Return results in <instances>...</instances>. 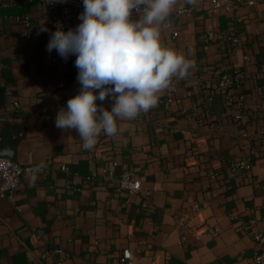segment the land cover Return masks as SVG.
Instances as JSON below:
<instances>
[{
  "label": "crops",
  "instance_id": "0c3cea01",
  "mask_svg": "<svg viewBox=\"0 0 264 264\" xmlns=\"http://www.w3.org/2000/svg\"><path fill=\"white\" fill-rule=\"evenodd\" d=\"M169 18L179 36L162 26L163 45L196 63L173 80L180 104L161 109L165 90L155 107L117 119V134L101 133L86 150L75 129L55 124L80 92L76 56L47 51L50 28L26 37L48 24L41 0H0V153L32 168L14 204L0 198V264H254L264 251L254 238L264 235V144L251 170L232 169L264 124V0L238 14L211 0L177 2ZM230 32L242 46L220 38ZM225 68L247 76L242 121L225 115ZM97 104L110 111L114 101ZM123 171L141 190L118 191ZM194 208L211 218L212 234L184 239L179 218Z\"/></svg>",
  "mask_w": 264,
  "mask_h": 264
},
{
  "label": "clouds",
  "instance_id": "9594fccd",
  "mask_svg": "<svg viewBox=\"0 0 264 264\" xmlns=\"http://www.w3.org/2000/svg\"><path fill=\"white\" fill-rule=\"evenodd\" d=\"M57 2L63 0H49ZM177 2L83 0L82 22L67 32L58 27L51 33L47 51L56 50L65 61L76 56L80 84L79 94L56 115L58 129H75L84 149L90 150L101 133L117 134V119L133 120L147 113L174 79L190 75L195 60L161 41V28L167 27ZM133 11L138 20L131 19ZM41 31L48 29L43 26ZM109 97L114 101L110 111L97 104Z\"/></svg>",
  "mask_w": 264,
  "mask_h": 264
},
{
  "label": "built area",
  "instance_id": "2783aa9c",
  "mask_svg": "<svg viewBox=\"0 0 264 264\" xmlns=\"http://www.w3.org/2000/svg\"><path fill=\"white\" fill-rule=\"evenodd\" d=\"M46 6V16L48 24L45 26L56 31L58 27L65 32L75 29L82 21L79 19L80 14L84 11L83 0H63V2L49 3V0H41ZM199 0H195L197 2ZM215 7L224 6L229 12L238 14L244 7L254 6L258 0H211ZM178 2L187 4L188 0H178ZM192 4V3H189ZM193 7L185 8L180 14L190 15ZM140 18L139 14L133 11L131 19ZM17 22H24L27 27H31L32 21L29 18H17ZM176 23L173 19L168 18L167 27L174 29V37L179 36V32L175 30ZM40 30H34L27 33L28 39H33L34 34ZM42 32V31H41ZM220 38L231 49L242 46V39L236 32L226 33ZM249 58L246 57V60ZM247 76L239 69L225 68L219 78V88L223 92L226 112L225 115L236 121H242L245 116V108L247 96L245 94V83ZM177 83L173 81L169 92L159 101V106L165 112L171 113L175 107L180 104L181 100L174 95ZM260 94L264 95V89L261 88ZM262 144H264V124L261 126L256 137H250L247 145V155L244 159L232 163V169L251 170L257 159L263 155ZM31 167L23 166L13 160L0 156V198L6 199L10 204H14L17 190L20 186L21 179L24 175L30 174ZM92 178H88L90 181ZM141 181L136 179L134 174L129 171H123L120 176L118 191H128L135 193L141 190ZM146 206V205H145ZM144 206V207H145ZM201 209L194 208L189 213L180 216L179 222L183 225V238L193 236L195 240H200L204 235L212 234L211 218L203 217ZM255 220H242L244 227ZM255 240L259 244H264V235L262 233L255 234ZM55 253L62 254V250H56ZM254 264H264V251H257L254 254ZM123 264H134L122 258Z\"/></svg>",
  "mask_w": 264,
  "mask_h": 264
},
{
  "label": "water",
  "instance_id": "95a60500",
  "mask_svg": "<svg viewBox=\"0 0 264 264\" xmlns=\"http://www.w3.org/2000/svg\"><path fill=\"white\" fill-rule=\"evenodd\" d=\"M0 156L3 157V158H4V157H7V158H9L10 160H13V159H14L12 156H4L3 153H0Z\"/></svg>",
  "mask_w": 264,
  "mask_h": 264
}]
</instances>
